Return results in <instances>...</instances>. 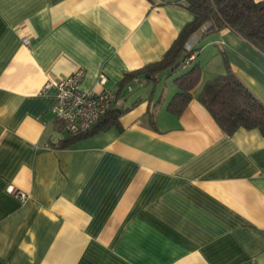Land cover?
I'll return each mask as SVG.
<instances>
[{
  "label": "crops",
  "instance_id": "obj_1",
  "mask_svg": "<svg viewBox=\"0 0 264 264\" xmlns=\"http://www.w3.org/2000/svg\"><path fill=\"white\" fill-rule=\"evenodd\" d=\"M192 17L175 0H0V264H264V132L225 133L200 98L227 62L264 102V52L229 26L195 33L179 114L175 71H138ZM78 65L118 118L60 146L54 81Z\"/></svg>",
  "mask_w": 264,
  "mask_h": 264
},
{
  "label": "trees",
  "instance_id": "obj_2",
  "mask_svg": "<svg viewBox=\"0 0 264 264\" xmlns=\"http://www.w3.org/2000/svg\"><path fill=\"white\" fill-rule=\"evenodd\" d=\"M193 12L162 58L151 62L138 70L143 71L150 80H155L164 70L183 71L174 77L177 90L170 98L167 107L179 114L191 99L192 89L200 79L201 67L193 62L196 48L186 45L198 31L206 32L229 26L264 52V0H175ZM194 54L188 63L184 62ZM136 72H132L134 76ZM116 94V93H115ZM118 94H116L117 96ZM206 108L227 134L239 127L259 128L264 132V102L256 97L242 80L225 62V70L214 79L205 83L200 96ZM101 115L87 130L69 134L60 140V146H66L96 129L116 123L118 108L112 107Z\"/></svg>",
  "mask_w": 264,
  "mask_h": 264
},
{
  "label": "built area",
  "instance_id": "obj_3",
  "mask_svg": "<svg viewBox=\"0 0 264 264\" xmlns=\"http://www.w3.org/2000/svg\"><path fill=\"white\" fill-rule=\"evenodd\" d=\"M187 49L191 48V41L186 45ZM193 53L184 62L193 57ZM84 75V68L81 65L76 66L73 70L54 81L57 86L56 100L52 106L54 116L63 121L69 134H77L87 130L91 125L103 115L111 104L116 100L115 92L103 89L100 92L93 90H84L80 87V81ZM101 81L104 76L101 75ZM52 83L47 80L44 88ZM9 192H14L21 200H25L27 193L7 186Z\"/></svg>",
  "mask_w": 264,
  "mask_h": 264
},
{
  "label": "rangeland",
  "instance_id": "obj_4",
  "mask_svg": "<svg viewBox=\"0 0 264 264\" xmlns=\"http://www.w3.org/2000/svg\"><path fill=\"white\" fill-rule=\"evenodd\" d=\"M206 51H207V50H204V52H202L203 54L201 53L200 56H203L204 53H205ZM200 59H201V58H200ZM182 71H183V69L180 67V68H178V70H175V74L178 75V74H179L180 72H182ZM174 76H175V75H174ZM174 76H171V75H170V76H168L167 78H170V77H171V79H169V80H170V82H172ZM163 81H164V80H162V82H161V86H163V84H164Z\"/></svg>",
  "mask_w": 264,
  "mask_h": 264
}]
</instances>
